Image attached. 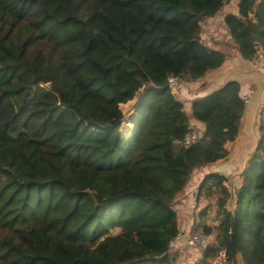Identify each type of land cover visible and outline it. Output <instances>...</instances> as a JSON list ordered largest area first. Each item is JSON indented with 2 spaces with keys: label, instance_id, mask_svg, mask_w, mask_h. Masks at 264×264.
Returning <instances> with one entry per match:
<instances>
[{
  "label": "trees",
  "instance_id": "obj_1",
  "mask_svg": "<svg viewBox=\"0 0 264 264\" xmlns=\"http://www.w3.org/2000/svg\"><path fill=\"white\" fill-rule=\"evenodd\" d=\"M224 1L0 0V264H175L174 204L195 170L227 158L245 104L236 81L194 99L204 129L185 147L190 119L167 79L223 64L201 25ZM235 2L223 24L252 60L264 0ZM258 131L231 211L225 177L201 185L220 215L201 264L219 249L264 264V116Z\"/></svg>",
  "mask_w": 264,
  "mask_h": 264
},
{
  "label": "crops",
  "instance_id": "obj_2",
  "mask_svg": "<svg viewBox=\"0 0 264 264\" xmlns=\"http://www.w3.org/2000/svg\"><path fill=\"white\" fill-rule=\"evenodd\" d=\"M236 13V2L233 9L230 11ZM217 15V14H216ZM213 16L206 20L209 23L216 17ZM207 21V22H208ZM221 25L223 24L220 20ZM210 26V24H208ZM225 28V26H224ZM217 27H211V31L216 34ZM222 41L204 40L202 35L201 39L204 44L210 48L219 50L225 55L223 64L216 70L208 72L201 79L194 82H182L181 91H189V96L186 97L190 102V110L187 115L190 118V122L195 124L202 131L204 129L203 124L195 121L191 116V104L194 99L202 97L217 90L220 86L224 85L228 81H236L240 86V97L247 95L249 97V103H245L244 110L240 118V126L237 137L232 142H227L225 147L229 151L227 158L219 160L213 164L202 167L195 170L192 173L191 179L197 175V184L192 189L184 188L181 197L174 205V210L177 213L178 228L179 230H185L188 226L195 224L213 226L210 236L214 239L215 229L220 215L218 214V205H216V211L214 213L215 221L212 223L207 220L211 213L213 206L212 200L208 198L209 194L201 187L205 178L212 174H217L229 178V174L237 179L238 185L234 188L226 186L230 193V198L226 201L225 208L227 210L233 209L234 197L236 189L240 184V173L245 165V162L249 155L254 151L258 139L259 131L256 122L259 120L258 104L264 100V74L258 71V68L264 65V47L258 45V50L255 57L252 60H244L227 34ZM213 34V35H214ZM180 101V100H179ZM181 102V101H180ZM182 103V102H181ZM236 174V175H234ZM190 179V180H191ZM213 189L212 194H216L215 202L217 204L219 194ZM211 195V194H210ZM229 206L231 208H229ZM201 229V227L196 226ZM202 230V229H201ZM169 256L173 259L175 264H201L202 253L196 249L189 248L183 243H177L172 241L169 249ZM210 259L206 260V264H209ZM238 264H242L238 261Z\"/></svg>",
  "mask_w": 264,
  "mask_h": 264
},
{
  "label": "built area",
  "instance_id": "obj_3",
  "mask_svg": "<svg viewBox=\"0 0 264 264\" xmlns=\"http://www.w3.org/2000/svg\"><path fill=\"white\" fill-rule=\"evenodd\" d=\"M234 4L235 0H225L217 14H219L222 10H225L228 5L234 6ZM258 71L264 74V65L260 66L258 68ZM167 86L171 93L175 94L180 88L181 82L178 78L172 76L167 79ZM241 99L244 101V104L249 103V97L247 95H244L243 97H241ZM258 112L259 120L256 122V125H259L260 119L264 116V100L258 104ZM202 134L203 131L200 128H198L192 122H189L187 133L185 134V137L182 141V145L185 147L189 146L193 142L200 139L202 137ZM174 242L183 243L187 247L196 249L202 253L207 249V247L214 243V239L210 236V234L203 232V230L197 228L194 225H190L185 230L178 229V234L176 235ZM209 264L234 263L229 260L224 249H219L216 252L215 256L210 259Z\"/></svg>",
  "mask_w": 264,
  "mask_h": 264
},
{
  "label": "rangeland",
  "instance_id": "obj_4",
  "mask_svg": "<svg viewBox=\"0 0 264 264\" xmlns=\"http://www.w3.org/2000/svg\"><path fill=\"white\" fill-rule=\"evenodd\" d=\"M233 9V6L232 5H228L227 7H226V9L225 10H222L219 14H217L216 15V17L212 20V22L211 23H209V21L208 20H204L203 22H202V25H201V35H202V37H203V39L204 40H206V39H208V40H215V41H222L223 39H225V36H226V32H225V28H224V26H222L221 25V22H220V20L222 21V19H223V16H224V14L225 13H227V12H230L231 10ZM208 21V22H207ZM208 24H210V26H208ZM217 27L218 29L216 30V34H214V32H212L210 29H211V27ZM214 34V35H213ZM181 89H182V87L181 88H179L178 90H177V92L174 94L175 96H176V98L178 99V100H180L181 102H182V104H183V107H184V111L186 112V113H189V110H190V102H189V97H188V99H186V97L187 96H189V91H181ZM133 104H134V100H131V101H129L128 103H126V104H123V105H121L120 106V108H121V110H122V112H123V115H124V119H126V117H128L131 113H132V106H133ZM189 117V116H188ZM190 119V118H189ZM124 122V121H123ZM126 129V127L125 126H123V128H122V132L124 131ZM234 175H236V174H234ZM229 176V178H227L226 179V181H225V183H224V185H226V186H228L229 188H234V187H236V185H238V182H237V179L236 178H234V177H232V175L231 174H229L228 175ZM196 178H197V175H195L189 182H188V184L186 185L187 186V188H189V189H192L191 187H193V186H195L196 184H197V182H196ZM240 180H241V178H240ZM216 192H217V190H215ZM217 197V195L216 194H211V195H209L208 196V198L210 199V200H212V206H213V208L214 209H212V211H211V213L208 215L209 216V218H207V220L209 221V222H211V225H213L212 223L215 221V219H214V213H215V211H216V202H215V198ZM179 201V200H178ZM177 203V202H176ZM175 203V204H176ZM174 204V205H175ZM229 208H231L230 206H229ZM232 209H230V211H231ZM219 222V221H218ZM196 226H198V227H201V229L203 230V228L204 227H207V228H209V229H213V226H212V228L211 227H208L207 225H200V224H195ZM216 227V226H215ZM215 227H214V229H215ZM179 229V228H178Z\"/></svg>",
  "mask_w": 264,
  "mask_h": 264
}]
</instances>
